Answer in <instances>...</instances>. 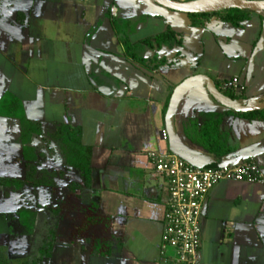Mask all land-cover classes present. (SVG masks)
<instances>
[{"label": "crops", "instance_id": "1", "mask_svg": "<svg viewBox=\"0 0 264 264\" xmlns=\"http://www.w3.org/2000/svg\"><path fill=\"white\" fill-rule=\"evenodd\" d=\"M216 12L198 26L196 14L154 0H0V179L26 181L20 189L0 186V264H168L161 255L166 181L148 154L171 153L160 137L169 96L202 75L231 93L243 112L264 110V11L248 12L239 26ZM166 31L176 34L169 50L179 46L190 58L172 51L159 58L156 44L135 47ZM234 77L246 85L242 96L223 87ZM237 113L204 82L190 83L172 103L174 147L218 165L255 161L264 172V120ZM219 118L210 141L229 150L221 161L201 143ZM23 120L38 128L26 157ZM62 124L79 127L82 145L91 149L90 188L53 139ZM52 173L60 187L82 186L80 204L106 218L102 248L94 247L91 232L69 235L81 220L57 222L47 185ZM198 264H264V179L213 188L203 208Z\"/></svg>", "mask_w": 264, "mask_h": 264}, {"label": "built area", "instance_id": "2", "mask_svg": "<svg viewBox=\"0 0 264 264\" xmlns=\"http://www.w3.org/2000/svg\"><path fill=\"white\" fill-rule=\"evenodd\" d=\"M223 87L238 96L246 91V85L239 77L224 82ZM160 137L168 141L165 129L160 132ZM148 157L156 175L166 181L161 255L168 264H198L203 208L210 192L223 181L261 182L264 172L255 161L197 168L172 153L151 152ZM169 250L174 254L167 255Z\"/></svg>", "mask_w": 264, "mask_h": 264}, {"label": "trees", "instance_id": "3", "mask_svg": "<svg viewBox=\"0 0 264 264\" xmlns=\"http://www.w3.org/2000/svg\"><path fill=\"white\" fill-rule=\"evenodd\" d=\"M248 12L250 11L230 9L222 10L216 13L217 16H219V19L224 23H230L234 26H239L241 22L245 21L249 17ZM213 13L214 12H208L191 15L193 24L202 26L206 22L210 21ZM175 37V33L172 31H166L165 33L150 40L144 41L135 47L149 48L153 44H156L158 47L168 46L170 45V41H175ZM177 44L179 43L177 42ZM224 94L232 97L231 93L224 92ZM237 114L251 120H264V110L256 112H240ZM211 123L212 126H210V128L207 127L208 129L204 130V133H202L204 140H202L201 143L208 150L215 152L220 159L219 161H221L229 152V150L223 147H214L215 143L210 141V136L212 134H218L221 118L215 119ZM37 134L38 128L36 124L28 122L27 120H23L22 142L24 146L25 157L26 154L34 151L29 145L31 144L33 136ZM53 139L59 143L60 149L66 161V165L78 170L84 180V186L86 188H90L92 185L91 149L82 145L81 129L71 124L59 125L53 135ZM55 177L56 176L53 173L50 174V182L49 184H45L49 185L52 189L51 212L57 218V222L60 225L64 223H69L70 225L74 221L81 220L82 224L79 227H73L70 229L71 234H68L73 236L76 231L77 234H75V237H79L91 232L90 236L93 239L94 247H101L100 241L106 239V235L108 233L106 218L99 213V209L96 206H90L89 208H86L80 204L81 191L83 189L82 186L72 183L68 187L63 188L55 183ZM25 183L26 181H11L7 178L0 179V186L6 188L13 187L15 189H20L24 187ZM27 183H33L35 186L43 185L41 181H27ZM58 230L59 229L51 232L50 237L52 239L46 246L43 247L44 251H48L52 248L54 238L58 236Z\"/></svg>", "mask_w": 264, "mask_h": 264}, {"label": "water", "instance_id": "4", "mask_svg": "<svg viewBox=\"0 0 264 264\" xmlns=\"http://www.w3.org/2000/svg\"><path fill=\"white\" fill-rule=\"evenodd\" d=\"M154 1L165 8L187 14H200V13H208V12L230 10V9H234V10L236 9L242 11H261V12L264 11V0H194L190 2H179L176 0H154ZM167 51H172L173 55L180 54L184 58L189 57V52L184 50L183 48H180L179 46H174L172 50H169L168 46H163L161 51L159 52V58L165 57V53ZM202 55L203 52L201 51L199 53V56L193 61L198 62L201 59ZM196 81L204 82L207 85V89L209 93L213 96V98L217 100L219 103H221L225 108L235 112L244 111L243 106L232 97H229L224 93H222L220 89L217 87L215 81L210 77L195 75L185 79L171 93L165 106V127L168 133L169 150L172 154L187 161L194 167L197 168L216 167L218 166V164L216 163L213 164V163H207V162L195 160L186 153L174 147L175 128L172 118V103L176 98V96L186 86Z\"/></svg>", "mask_w": 264, "mask_h": 264}, {"label": "flooded vegetation", "instance_id": "5", "mask_svg": "<svg viewBox=\"0 0 264 264\" xmlns=\"http://www.w3.org/2000/svg\"><path fill=\"white\" fill-rule=\"evenodd\" d=\"M241 79V78H240Z\"/></svg>", "mask_w": 264, "mask_h": 264}]
</instances>
